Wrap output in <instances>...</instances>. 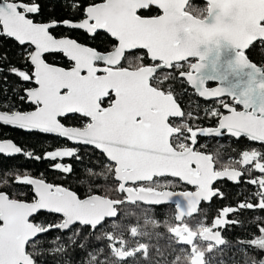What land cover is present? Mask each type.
Returning <instances> with one entry per match:
<instances>
[{
  "label": "snow or ice",
  "instance_id": "snow-or-ice-1",
  "mask_svg": "<svg viewBox=\"0 0 264 264\" xmlns=\"http://www.w3.org/2000/svg\"><path fill=\"white\" fill-rule=\"evenodd\" d=\"M45 3L52 13L66 15L38 20ZM61 26L92 39L103 32L109 43L97 48L56 35ZM5 38L19 52L0 46V126L90 146L104 163L103 170L88 169L85 196L0 167V264H213L214 253L222 256L228 245L222 231L243 227L230 217L264 213V151L246 149L224 163L220 151L200 142L227 133L264 145V54L254 51L257 45L264 49V0H207L204 8H193L189 0H0V40ZM224 46L232 53L227 59ZM210 81L217 86L208 87ZM178 83L201 98L229 97L231 103L220 100L226 113L206 111L213 124L203 126L198 111L183 107ZM18 155L81 160L76 147L40 156L0 139V156ZM52 167L73 173L63 162ZM169 177L194 190L174 191ZM224 180H243L253 191L240 193L242 199L219 208L208 223L200 205L226 198L219 187ZM102 190L118 194L117 208L160 206L182 197L163 222L168 245L135 239L162 235L142 231L138 223L126 233L119 210L94 222ZM131 193L139 195L129 198ZM196 215L202 218L193 227L189 220ZM145 223L161 226L147 217ZM251 224L254 231L237 239L241 259L233 264H264V217Z\"/></svg>",
  "mask_w": 264,
  "mask_h": 264
},
{
  "label": "trees",
  "instance_id": "trees-1",
  "mask_svg": "<svg viewBox=\"0 0 264 264\" xmlns=\"http://www.w3.org/2000/svg\"><path fill=\"white\" fill-rule=\"evenodd\" d=\"M52 15H55L57 17H63L66 15V13L61 11L60 9H57L55 13H52L50 10V5L45 3L44 11L42 15L37 17V19L46 20ZM54 33L56 35H71L73 38H77L80 42L88 43L86 42L87 37L83 33L78 31H69L63 28H56L54 30ZM92 41L95 42V40ZM98 43L102 46L105 44L104 41H99ZM0 46L6 47L10 52H19V48L14 44V42L9 41L6 38L0 40ZM254 51L257 56L262 54L259 48H255ZM50 59L54 60L57 63H63V60L60 57H51ZM180 91V88H178V92ZM21 107L27 108L28 106L21 105ZM0 139H10L20 146L25 147L30 151H34L36 155L40 156H43L45 152L54 150L57 147H71L67 142H64L58 138L43 136L39 134H26L21 131L12 130L3 126H0ZM78 151L79 155L81 156V160H76L75 158H64L61 161L58 158L57 161H51L48 159H41L40 161H36L34 159H26L24 156H18L14 158H4L0 156V167L14 168L19 170V172L21 173L26 172L27 174H30L34 177L44 178L46 182L63 184L65 187H69L71 190L77 191L79 195L85 196L88 194L89 191L88 181L92 179V177L89 175L88 169L94 165H98V167L94 168L93 170H103L102 166L104 161L102 158H99L100 154L95 151L82 147L78 148ZM56 162L70 164L73 167V173L65 175L62 174L60 171L55 170L52 165ZM93 187L95 186L93 185ZM23 190L26 189H19V191ZM242 192L247 195L252 191L244 184H241L236 187H231V190L225 191V199L216 201L209 207H206L204 210L205 214L203 216L207 217V222L211 223L213 217L217 215V210L222 206L227 204H234L237 202L238 199H242L243 197L239 195ZM102 193L104 197L107 198H119L118 194L115 191L103 192L102 190ZM119 211L123 213V215H121L119 219L120 222L126 226V233L128 231V228L137 225L138 223L142 231H147L150 234L159 232L162 235L159 237H157L156 235H149L135 239H142L145 242H149L151 245H159L162 248L168 245V233L166 231V228L163 226V222L165 220H170L172 216L170 215V211L166 210L165 207L148 208L142 205H137L135 209H130L127 205H121L119 207ZM130 211L133 212L134 215H127ZM257 216L264 217V213L246 211L243 213L242 216L230 217V219H240L243 222V227H229L222 231V235L228 241V245L223 247L222 256L220 252L214 253L217 259L213 261V264H218L219 259H223L225 261V264H233V260L239 261L241 259L240 253L237 251V239L245 238L252 231H254V227L252 226L251 222L254 221ZM145 217H147L149 220L154 219L160 221L161 226L158 228H154L152 226V223H145ZM201 218L202 217H200L199 219ZM40 219L43 220L45 219V217L42 216L40 217ZM199 219L189 220L190 225L194 227L196 225V221ZM51 235L55 236L58 235V233L53 232ZM128 239L129 241H132L134 238L128 236ZM93 243H100L102 245V242L93 241ZM82 258H84L83 255ZM49 264H51V260H49ZM129 264H132V262L130 261Z\"/></svg>",
  "mask_w": 264,
  "mask_h": 264
},
{
  "label": "flooded vegetation",
  "instance_id": "flooded-vegetation-1",
  "mask_svg": "<svg viewBox=\"0 0 264 264\" xmlns=\"http://www.w3.org/2000/svg\"><path fill=\"white\" fill-rule=\"evenodd\" d=\"M189 2L193 6V8H204V7H206V4H207V0H189ZM57 28H63V27H57ZM63 29H65V28H63ZM65 30H68V29H65ZM72 31H77V30H72ZM78 32L83 33L82 31H78ZM83 34L87 37L86 42H88L89 45H91V46H94L97 48H103L106 45H108V43H109L110 38L107 37L105 35V33H103V32H100L95 39H92L90 36L86 35L85 33H83ZM92 40H95V42ZM99 41H104L105 44L103 46L99 45V43H98ZM88 43H86V44H88ZM224 47H225V51H224L223 55H224V58L227 59L232 55V53L227 50V46H224ZM256 48H259L261 50L262 54H264V49H262L259 45H257ZM216 86H217V83L214 81H210L208 83V87H210V88H214ZM178 88H180V90H181L180 92H178ZM176 90L179 93L178 98L182 102V105L185 108V110H193V111H198L200 113V119L202 121L203 126H210L213 124L212 120L207 119L205 117L204 114L206 111H208L210 109H219L220 111L226 113V109H224L221 106L220 100H223L225 103H231V100L229 97L201 98L196 93H194L191 88H186L184 86H181L179 83L176 86ZM237 107L239 108L240 106H237ZM39 135H41V134H39ZM43 136H47V135H43ZM48 137H51V136H48ZM53 138H56V137H53ZM58 139H60V138H58ZM60 140H62V139H60ZM62 141L67 142L65 140H62ZM200 142H201V144H206L207 150H209V151H213V152L220 151L222 153L221 161L224 163L227 162L229 157H237L241 151L246 150V149L256 148V149H259L261 151H264V145H261L259 142H251L247 138H240L239 140H237L236 138L231 137L227 133H225L222 137H219V138L204 137V138H201ZM67 143L71 147H76V148L82 147V148H87L89 150L95 151L90 146L73 145V144H70L69 142H67ZM221 145L223 147H220ZM95 152L100 154L98 151H95ZM244 179H247V177H245ZM167 180L169 182V185L174 186L173 190L176 192L193 191L194 190L193 186L187 185V184L183 183L182 181L177 180L176 178L169 177V178H167ZM241 184H244L251 191H253V188L250 185L244 183L243 180L239 185H241ZM239 185H237L234 182L224 180L219 184V187L225 193V191L231 190V187H236ZM104 198H107V197H104ZM118 199L119 198H117V199L115 198V199H111V200L117 201ZM220 200L221 199H214L210 204L202 203L200 205V208L203 210V215L205 214L204 210L206 207H209L211 204L215 203L216 201H220ZM142 206H144V205H142ZM119 207L117 208V210H119ZM144 207H148V208H161V207L163 208V207H165L166 210L170 211V215L172 217L175 214L174 205H165V206H160V207H150V206H144ZM200 217H201L200 215H196L191 219H199Z\"/></svg>",
  "mask_w": 264,
  "mask_h": 264
},
{
  "label": "water",
  "instance_id": "water-1",
  "mask_svg": "<svg viewBox=\"0 0 264 264\" xmlns=\"http://www.w3.org/2000/svg\"><path fill=\"white\" fill-rule=\"evenodd\" d=\"M3 127L10 128L12 130H18V131H21L23 133H27L24 130L16 129V128H13V127H10V126H3ZM38 134L47 135V136L56 137V138H60V137H58L56 135H53V134H42V133H38ZM60 139L67 141L66 139H63V138H60ZM67 142H69V141H67ZM69 143L70 144H73L72 142H69ZM73 145H76V144H73ZM81 146H83V145H81ZM18 156H22V155H18ZM18 156H15V157H18ZM2 157H4V158H10V157H7V156H2ZM11 158H14V157H11ZM138 195H139L138 193H131L129 198H133L134 199ZM177 199H179V200H181V202H183L182 197H173V200H172L171 203H165V204H162L160 206L174 205L175 204V201ZM115 202L116 201L109 200L108 198H104L103 200L99 201L97 203L95 209L91 213V219H93V221L95 222L96 220L100 219L104 215H108V216L114 215L115 212L117 211V207H113V204ZM144 206H148V205H144ZM160 206H150V207H160Z\"/></svg>",
  "mask_w": 264,
  "mask_h": 264
}]
</instances>
